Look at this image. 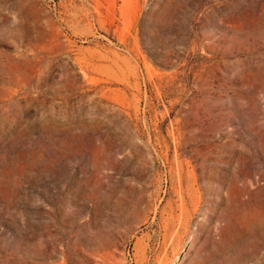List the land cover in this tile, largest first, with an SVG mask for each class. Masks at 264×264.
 Masks as SVG:
<instances>
[{
	"label": "rangeland",
	"instance_id": "obj_1",
	"mask_svg": "<svg viewBox=\"0 0 264 264\" xmlns=\"http://www.w3.org/2000/svg\"><path fill=\"white\" fill-rule=\"evenodd\" d=\"M0 264H264V0H0Z\"/></svg>",
	"mask_w": 264,
	"mask_h": 264
},
{
	"label": "bare ground",
	"instance_id": "obj_2",
	"mask_svg": "<svg viewBox=\"0 0 264 264\" xmlns=\"http://www.w3.org/2000/svg\"><path fill=\"white\" fill-rule=\"evenodd\" d=\"M140 252H141V251H138V253H137V254H138V258H139V260H138L139 262L142 261V259H141V258H142V255L140 254Z\"/></svg>",
	"mask_w": 264,
	"mask_h": 264
}]
</instances>
